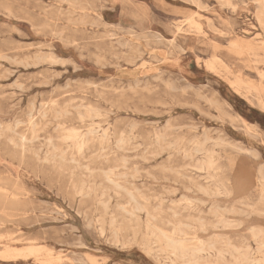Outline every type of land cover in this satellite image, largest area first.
Returning <instances> with one entry per match:
<instances>
[{
  "label": "rangeland",
  "instance_id": "obj_1",
  "mask_svg": "<svg viewBox=\"0 0 264 264\" xmlns=\"http://www.w3.org/2000/svg\"><path fill=\"white\" fill-rule=\"evenodd\" d=\"M259 11L257 0H0V187L18 200L0 196V264H182L149 220L254 252Z\"/></svg>",
  "mask_w": 264,
  "mask_h": 264
},
{
  "label": "bare ground",
  "instance_id": "obj_2",
  "mask_svg": "<svg viewBox=\"0 0 264 264\" xmlns=\"http://www.w3.org/2000/svg\"><path fill=\"white\" fill-rule=\"evenodd\" d=\"M257 1H258V5H259V10H260L259 11L260 19H261V22L264 23V0H257ZM193 5H195V4H193ZM146 35H148V34H146ZM163 52H165V51H163ZM253 84H255V83H253ZM256 87H257V85H256ZM38 112L39 111H37V113ZM131 126H133V125H131ZM10 131H13V130H10ZM71 136L72 137H76V134H72ZM24 137L22 138V141L25 140ZM30 140H32V139H30ZM27 141H29V140H27ZM73 161H74V159H73ZM211 162H213V161H211ZM209 164H210V162H209ZM203 167H204V165H203ZM205 190H207V189H205ZM215 192H220V190L216 189ZM0 196L2 197L3 200L10 199V200L18 203L17 198H15V197L11 198L8 193H6L5 191L1 190V187H0ZM137 207H140V206L137 205ZM225 222L226 221H224V220H220L214 226L216 227L218 225V223L224 224ZM227 225L230 226L231 222H226V224H224V226H227ZM147 227L157 237L158 241L161 243V245L163 246L164 250L168 251V253L170 254L169 258L172 261H174L175 263L181 262L182 264H237V263L239 264V263L244 262L246 264H256V263H258L257 258L253 257L255 253L262 254V260L264 262V240H263L264 231L262 229H253V231H254L253 235H254L255 241L258 243V247L253 252L254 248H252L251 246L240 247V246H236L234 243H232L230 241H225V242L224 241H220L218 238H214V239H211V240H208V241L201 239V240H199L198 243H190V242L187 241V239L184 237V235L186 234L187 230L189 228H191V226L188 225L185 228V226L182 223H180V222H178L176 224L174 223L173 231L171 232V234L167 233L164 228H162L159 225H156V224L152 223V221H150V220L147 223ZM199 228L204 230L205 229V224L204 223H200L199 224ZM220 243H221V245H219ZM19 250L20 249L7 250L6 251V253H7L6 257H12L13 258V257H18V256L22 255L21 251H23V250H21V251H19ZM31 252H34V251L32 250ZM25 254H26V252H25ZM57 260H58V258H57ZM232 260L234 262H232Z\"/></svg>",
  "mask_w": 264,
  "mask_h": 264
}]
</instances>
